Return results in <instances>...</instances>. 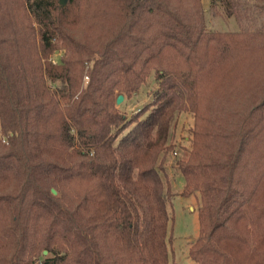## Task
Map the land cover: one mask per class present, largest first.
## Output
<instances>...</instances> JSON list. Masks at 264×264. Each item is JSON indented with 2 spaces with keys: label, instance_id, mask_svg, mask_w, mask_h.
<instances>
[{
  "label": "trees",
  "instance_id": "1",
  "mask_svg": "<svg viewBox=\"0 0 264 264\" xmlns=\"http://www.w3.org/2000/svg\"><path fill=\"white\" fill-rule=\"evenodd\" d=\"M210 4L240 28L201 0H0V264H178L177 195L196 264H264V0Z\"/></svg>",
  "mask_w": 264,
  "mask_h": 264
},
{
  "label": "rangeland",
  "instance_id": "2",
  "mask_svg": "<svg viewBox=\"0 0 264 264\" xmlns=\"http://www.w3.org/2000/svg\"><path fill=\"white\" fill-rule=\"evenodd\" d=\"M204 8L205 24L208 30H238L240 25L234 16L226 17L221 6H211L210 0H201ZM261 16L256 15L252 20L244 21L245 27L254 28L260 24ZM57 53V52H56ZM152 81L149 80L148 85H144L132 97L126 100V108L135 110L147 100L149 87L152 86ZM191 124V117L187 113L181 114L179 117L175 138L176 141H181L182 137L187 135L188 127ZM169 159L174 157V153H169ZM171 172V171H170ZM182 180L173 183L174 190L180 188ZM173 222L171 230V241L169 247L175 254V259L178 264H196L187 253L188 246L197 234L198 221H197V201L193 195L191 196H175L172 203Z\"/></svg>",
  "mask_w": 264,
  "mask_h": 264
},
{
  "label": "water",
  "instance_id": "3",
  "mask_svg": "<svg viewBox=\"0 0 264 264\" xmlns=\"http://www.w3.org/2000/svg\"><path fill=\"white\" fill-rule=\"evenodd\" d=\"M60 2L63 3L64 0H60ZM122 100H123V95H122V94H118V95H117V98H116V103H117V104H120V103L122 102ZM51 191H52L53 193H56V190H55L54 188H51ZM44 253H46V250H44Z\"/></svg>",
  "mask_w": 264,
  "mask_h": 264
}]
</instances>
